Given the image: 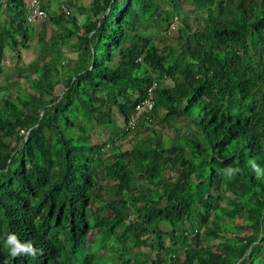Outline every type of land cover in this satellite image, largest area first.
Wrapping results in <instances>:
<instances>
[{
  "label": "trees",
  "instance_id": "1",
  "mask_svg": "<svg viewBox=\"0 0 264 264\" xmlns=\"http://www.w3.org/2000/svg\"><path fill=\"white\" fill-rule=\"evenodd\" d=\"M59 2L0 0V264H264V0Z\"/></svg>",
  "mask_w": 264,
  "mask_h": 264
},
{
  "label": "clouds",
  "instance_id": "2",
  "mask_svg": "<svg viewBox=\"0 0 264 264\" xmlns=\"http://www.w3.org/2000/svg\"><path fill=\"white\" fill-rule=\"evenodd\" d=\"M26 2H27V0H26ZM25 12H26V4H25ZM25 12H24V15H25ZM46 14H47V11H46ZM25 21H27V20L25 19ZM151 86H152V88H151V96H152V101H153V96H154L153 87H154V84L151 83L150 85H148L146 87L145 91L147 92V89L149 87H151ZM146 95H147V93L145 94V96ZM145 96L141 100H143L145 98ZM153 107H154V102L152 104V107L146 113L149 114V112L152 111ZM148 114L145 115L144 117H140L141 121H145L148 118ZM130 117H129V119H130ZM134 126H135V124L131 128H127V124H126V126L124 128V131H123V134L124 133H131V130L134 129ZM194 163L198 165L200 163V161L196 160ZM249 164H250V167H251L252 171L255 173V175L258 178L261 177V176H264V169H262L258 164H256L254 161H249ZM241 171H242V169L240 167H238V166L237 167L229 166V167L220 169L218 171V174L223 176L226 180H231L237 174L241 173ZM5 247L9 250V255L13 259H16V258H19V257H22V256H25V257H28V256L36 257L38 254H42V249H37L33 245V243H31L30 241H21L20 238L18 237V235L13 233V232H9L7 234L6 239H5Z\"/></svg>",
  "mask_w": 264,
  "mask_h": 264
},
{
  "label": "built area",
  "instance_id": "3",
  "mask_svg": "<svg viewBox=\"0 0 264 264\" xmlns=\"http://www.w3.org/2000/svg\"><path fill=\"white\" fill-rule=\"evenodd\" d=\"M58 7L61 8L62 11H66V7L62 2L58 3ZM46 15V11L41 7L39 0H27L25 19L28 22L34 21L38 18H44L46 17ZM151 88L152 86L147 89V95L145 96V98L135 104V112L128 120L127 128H131L135 124L137 119H139L140 117H144V112L146 113L152 107L153 101L151 96Z\"/></svg>",
  "mask_w": 264,
  "mask_h": 264
},
{
  "label": "rangeland",
  "instance_id": "4",
  "mask_svg": "<svg viewBox=\"0 0 264 264\" xmlns=\"http://www.w3.org/2000/svg\"><path fill=\"white\" fill-rule=\"evenodd\" d=\"M50 1V5H51V7L53 8V9H55L56 10V7H57V5H58V0H49ZM89 0H76V2L77 3H82V4H85V3H87ZM57 11V10H56ZM49 34V29H47L46 30V35H48ZM17 48V47H16ZM9 52H10V50L9 49H6V51H5V58H4V61L6 62V63H4L5 65H4V67H6V68H8L12 63H8L9 61H11L12 59L10 58V55H9ZM63 52H64V56L65 57H71V56H74V53L72 52V50H70V48L69 47H64L63 48ZM20 54H21V57H22V60L27 64L29 61H31L32 60V58H33V53H32V51L30 50V49H20ZM10 59V60H9ZM1 81H2V79H1ZM165 82L168 84V85H170V81L169 80H165ZM105 134V130L104 129H102V130H100L99 131V135L95 138V139H97V138H100V137H102L103 135ZM163 134H165V133H163ZM86 133H84V136H83V138H86ZM129 135H130V133H127L126 134V136L122 139V141H123V147H125V146H127L128 144H127V138L129 137ZM167 135L165 134V135H163V138H165ZM91 139H92V137H91ZM164 242H165V244H167V240L165 239L164 240ZM146 250H148L147 248H145ZM109 251V250H108ZM107 252V251H106Z\"/></svg>",
  "mask_w": 264,
  "mask_h": 264
}]
</instances>
